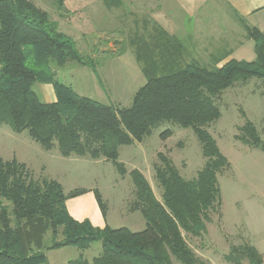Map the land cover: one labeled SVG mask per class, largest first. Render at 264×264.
<instances>
[{"label": "trees", "instance_id": "16d2710c", "mask_svg": "<svg viewBox=\"0 0 264 264\" xmlns=\"http://www.w3.org/2000/svg\"><path fill=\"white\" fill-rule=\"evenodd\" d=\"M64 1L53 0V5L60 8ZM101 2L108 8L120 6L119 0ZM233 14L253 43L252 61L231 59L221 67L193 58L186 62L181 40L155 26L154 42H138L135 52L146 82L129 107L116 109L56 81V70L67 63L96 71V62L78 52L76 43L58 30L47 12L32 0H0V125L16 134L26 131L46 151L56 146L65 158L110 161L123 177L119 148L142 142L162 124H173L192 130L205 161L196 178L186 180L167 155L157 153L153 178L161 189L160 200L143 174L132 170L130 211H139L145 221L143 230L132 232L73 219L66 200L86 189L65 195L57 181L34 180L25 164L0 158V264H43L48 250L84 251L96 242L100 253L91 263L79 254L66 264H207L182 233L200 237L210 214L221 208L218 176L229 163L205 129L220 117L214 99L234 84L252 79L259 81L264 96V31ZM35 83L51 84L56 101L43 102L32 89ZM171 135L167 130L161 138ZM235 140L264 153V141L248 119ZM93 193L105 218L106 205L97 190ZM223 259L230 264H262L261 254L247 243L230 246Z\"/></svg>", "mask_w": 264, "mask_h": 264}, {"label": "rangeland", "instance_id": "374dc122", "mask_svg": "<svg viewBox=\"0 0 264 264\" xmlns=\"http://www.w3.org/2000/svg\"><path fill=\"white\" fill-rule=\"evenodd\" d=\"M32 1L48 13L61 33L76 43L82 56L92 57L96 62V71L67 63L56 70V81L82 97L116 109L129 107L135 92L146 82L143 65L137 62L135 52L138 42H154L158 33L155 26L167 29L181 22L184 34L174 35L187 51L186 62L198 53L205 62L203 51L208 52L216 43L224 49L236 48L243 42L241 49L253 51L252 41L246 39L234 14L219 0H119L118 8L105 7L101 0H65L60 8L54 7L53 0ZM195 17L201 22H196ZM190 33L197 36L190 40ZM202 39V46L191 45L199 44ZM32 89L44 102L40 83H35ZM262 91L256 79L226 89L214 99L220 111L219 119L205 127L229 163V168L218 176L221 208L210 214L211 220L200 237L182 235L207 264H230L224 261V255L230 246L244 243L256 248L264 258V153L235 140L238 128L248 119L264 141ZM167 130L172 135L162 139L161 134ZM157 153L167 155L186 180L196 178L205 162L192 130L173 124H162L142 142L119 148L118 163L126 170L123 177L110 161L76 156L65 158L60 156L56 146L46 151L32 141L26 131L16 134L0 125L2 160L15 158L25 164L34 180L57 181L65 195L80 189L97 190L106 205L105 223L111 228L125 227L132 232L143 230L145 221L139 211H130L134 186L129 173L132 170L141 172L160 200L161 189L153 178ZM45 239L50 243L49 234ZM76 250L79 252L76 257L68 253L65 258L69 261L82 254L84 259L91 261L100 253V243L84 251Z\"/></svg>", "mask_w": 264, "mask_h": 264}, {"label": "crops", "instance_id": "0c3cea01", "mask_svg": "<svg viewBox=\"0 0 264 264\" xmlns=\"http://www.w3.org/2000/svg\"><path fill=\"white\" fill-rule=\"evenodd\" d=\"M219 1L228 10H230L231 12L232 11L236 12L238 15L243 17L248 25L260 31H264V0H219ZM156 6H158V4ZM195 21L201 22V19L198 17H195ZM197 24L198 23H196V25ZM163 30H165L166 32L172 31L171 34L167 32L168 34L172 36H175L174 34H177V35L184 34V29L180 21L175 22L172 26H169L167 27V29L165 28ZM179 30H182V32H179ZM197 33L202 38L201 33H199V31ZM192 36H197V35L190 33L189 35L190 40L192 39ZM197 41L199 42L200 40L197 39ZM243 44L245 43L243 42L240 43L236 48L228 47L224 49H222L218 43L212 44L208 52L203 51L206 54V59H207L205 62L209 60L211 61L210 63L215 62L216 67H221L223 64H225L231 59L252 61L254 59V52L252 51L251 53H249L247 50L245 51V49H241L244 46ZM191 45L200 47L203 45V39L199 44L191 43ZM252 49H253V45H252ZM192 57L193 59L202 61L199 58L200 57L199 53L197 55L195 54V56H192ZM40 87L42 89L41 96L44 99L45 103H53L56 101L54 91H53L51 84H47V83L40 84ZM93 191L90 192V190L86 189L85 193L66 200V208H67L68 213L73 219L77 221L88 220L94 227L103 228L104 226L107 225L104 220L106 217L104 218L102 216L98 208L97 202L95 200ZM71 202H72V205H71ZM98 214L100 218L97 216ZM75 250L76 249H73L72 247H63V248H59L55 250H48L45 252L46 260H45V263L43 264H66L68 260L67 258H65V255L69 253L71 257H76L79 252ZM91 261H88V262L91 263ZM262 264H264L263 257H262Z\"/></svg>", "mask_w": 264, "mask_h": 264}]
</instances>
